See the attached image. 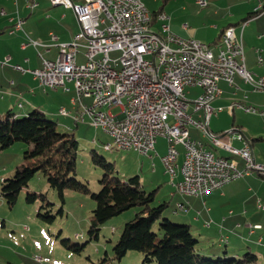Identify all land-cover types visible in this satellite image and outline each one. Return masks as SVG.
I'll return each mask as SVG.
<instances>
[{
  "label": "built area",
  "instance_id": "obj_1",
  "mask_svg": "<svg viewBox=\"0 0 264 264\" xmlns=\"http://www.w3.org/2000/svg\"><path fill=\"white\" fill-rule=\"evenodd\" d=\"M48 1H61L71 8L79 32L71 42L56 44L59 53L55 60L44 58L39 51L40 68L11 66L30 73L44 91L62 88L69 92V84L74 85L75 95L70 100L73 109L61 107L58 115L113 134L121 150L149 158L158 155L157 140L166 139L167 152L160 157L164 172L175 189L188 197H203L229 182L256 174L248 172V165L263 168L264 176V164L255 160L251 141L238 129L214 133L209 127L212 115L220 111L212 106L221 94L219 81L234 86V78L239 76L253 92L264 93V76L247 69L243 42L235 36L233 26L225 28L219 41L210 45L178 35L165 12L151 13L141 0ZM198 3L205 6L206 0ZM37 5V0L28 1L31 9ZM255 14H264L262 0ZM23 23L18 18L10 32L20 30ZM156 23H160L158 31H151V24ZM51 38L57 41L56 35ZM22 46L42 45L28 39ZM81 47L85 48L84 63L78 62ZM44 48L49 52L51 46ZM112 52L120 55L111 58ZM10 59L5 56L0 66L10 65ZM262 61L260 55L259 63ZM189 88H199L200 94L190 99ZM234 106L264 115V105L236 102ZM114 109L119 111L114 113ZM192 130L200 132L208 144L192 138ZM180 147L182 165L178 163ZM218 150L230 153L231 161H220ZM178 169L181 177L175 181ZM177 208L185 211L186 205L178 203Z\"/></svg>",
  "mask_w": 264,
  "mask_h": 264
},
{
  "label": "crops",
  "instance_id": "obj_2",
  "mask_svg": "<svg viewBox=\"0 0 264 264\" xmlns=\"http://www.w3.org/2000/svg\"><path fill=\"white\" fill-rule=\"evenodd\" d=\"M28 1L4 0L0 8V17L7 20L5 27H0V60L5 56L11 57L10 65L0 66V112L9 110L15 112L13 104L18 102V109L22 111L15 113L17 116L26 115L31 108L35 109L38 106L39 100L41 102L43 99L38 98L36 94L39 89L42 96L48 94L50 90L44 91L30 73H22L11 65L19 64L26 69L40 68L42 60L38 55L39 51L46 59L55 60L58 56L59 48L56 45H51L49 52H44L45 48L42 45L51 43L52 34L57 36L56 42L69 43L79 32V24L71 8H57L58 6H50L51 3H46L45 0H37L38 5L31 9L28 7ZM173 1H177V6L167 7L166 2L153 12H165L168 16L167 22L175 33L202 42L209 41L210 45H213L219 41L226 27L233 26L235 36L243 42L247 69L264 76V14H255L259 0H206L205 6L199 5L198 0ZM249 14L252 15L247 18ZM40 15L48 21L46 30L29 31L30 18L35 17L32 20L34 24V20L36 21ZM18 18L24 20L22 28L11 33L10 30ZM242 22H245L244 26L241 25ZM159 24H155L156 29ZM28 39L40 42L42 46L23 47L22 44ZM81 48L78 58L79 56L84 58L85 50L81 51ZM260 55L262 63H259ZM33 83H36V87ZM234 83L235 85L231 86L226 81H219L221 94L212 101V106L220 111L212 115L210 130L220 133L238 129L251 141L255 160L264 164V115L246 113L234 106L236 102H245L261 107L264 105V93L253 92L239 76H235ZM194 89L200 91L199 88ZM22 98H26L30 109H25L20 103ZM47 110L60 116L58 111L55 112L49 105ZM65 123L64 126L70 129V125ZM192 132V138L208 144L203 141L205 138L202 135L203 140L195 138ZM158 144L163 146L161 153L157 149ZM167 147V140L159 138L155 146L158 155L150 158L159 160L164 174L160 157L166 154ZM216 153L231 160L230 153L221 150ZM242 166L241 162L240 167ZM189 198L187 202H182L186 205L184 218L189 221L185 222L190 224L193 234L199 237L206 250L208 246H212L207 250L208 253L220 254L226 249L230 255H241L246 251H252L253 246H259L264 251V238L259 233L264 231V176L259 174L244 176L203 197Z\"/></svg>",
  "mask_w": 264,
  "mask_h": 264
},
{
  "label": "rangeland",
  "instance_id": "obj_3",
  "mask_svg": "<svg viewBox=\"0 0 264 264\" xmlns=\"http://www.w3.org/2000/svg\"><path fill=\"white\" fill-rule=\"evenodd\" d=\"M3 1L0 0V8L3 6ZM141 1L151 13L158 10L166 2L167 7L177 6V1L173 0ZM45 2L50 3L48 0H45ZM50 6L52 5L50 4ZM62 7L65 6L59 5L57 8ZM42 15L46 16V14ZM33 19L35 17L30 18L29 31L40 30L42 32L46 30L48 24L46 19H43L40 15L36 21L34 20V24L32 23ZM6 24L7 20L0 17V27L3 28ZM152 29L156 30V25ZM82 43H84V40ZM203 43L211 44L209 41ZM56 44H59V42L53 41L51 38V43L42 45L51 46ZM84 50L85 48H81V51ZM119 55V52L110 53L111 58H117ZM78 62L84 63L85 59L79 56ZM33 85L36 87V83H33ZM188 91L190 99H195L200 94L198 89L189 88ZM36 94L38 98L43 97V99H41V102L39 100V104L35 109L43 112L47 111L46 116L50 120L57 121L60 132L75 133L79 142L77 179L86 185L91 192L96 193L100 190L99 180L105 174L104 168L97 167L92 163L94 151L113 164L111 175H118L122 178L139 175L143 187L147 191L159 187L156 203L162 200L169 201L170 206L166 212L174 217L176 223L189 222L184 218L186 212L176 211V209L178 203H185L190 198L174 189L170 177L163 173L158 159L152 160L147 155L135 151L120 150L114 146L112 138L101 129H96L90 124L76 125L72 119L56 116L52 114L53 112L47 110L48 105L55 112L61 107L68 110L73 109L70 99L75 94V88L72 83L69 92L59 88L56 91L50 90L48 94L42 96L39 89ZM20 103L23 104L25 109L31 108L26 102V98H22ZM13 108L16 114L22 111L18 109V102L13 104ZM32 110L33 108H31ZM118 111L117 109L113 110L114 113ZM5 113L6 111L0 112V114ZM23 116V114L19 115L21 118ZM64 121H67V123ZM64 123L70 125L71 128L67 129ZM192 133L195 138L202 139L200 132L193 131ZM203 141L208 143L207 139ZM106 144H110L112 148L107 150L105 148ZM26 149L27 145L25 143L17 142L10 148L0 151V264H142V254L137 251L129 252L121 261L114 257V246L120 238L124 224L135 217L136 209L109 219L101 227L99 239H90L88 231L96 202L88 194L69 190L65 192V203H62L58 193L48 186L42 173L37 174L31 180L29 188L21 192L14 208L8 207L1 196V183L5 179L14 176L16 167L24 162ZM157 149L161 153L163 146L158 144ZM179 150L181 155L178 163L182 165L184 159L183 149L180 147ZM178 180H180L179 169L175 177V181ZM28 192L44 194L48 201L53 204L50 208L51 214L55 216L52 223L43 221L39 217L40 213L46 212L45 209H41L39 201L34 204L26 202L25 198ZM61 209H63V214L60 213ZM259 233L264 238V231ZM252 248V252L260 257L256 264H264L263 249L259 246H253ZM105 259L106 261H103Z\"/></svg>",
  "mask_w": 264,
  "mask_h": 264
},
{
  "label": "trees",
  "instance_id": "obj_4",
  "mask_svg": "<svg viewBox=\"0 0 264 264\" xmlns=\"http://www.w3.org/2000/svg\"><path fill=\"white\" fill-rule=\"evenodd\" d=\"M33 110L22 118L11 110L0 114V151L17 142L27 145L22 165L16 167L13 177L1 183V196L8 207L14 208L21 192L42 173L62 203L69 190L88 194L96 202L88 231L90 239H99L101 227L109 219L136 209L135 217L124 224L114 246V257L119 261L131 251L142 254V264H256L259 261V255L252 251L241 255H230L226 249L220 254L208 253L212 246L206 250L190 224H177L166 212L169 201L156 203L159 187L147 191L139 175L130 178L111 175L113 164L94 151L92 163L104 168L105 174L99 180L100 190L91 192L77 179L79 142L75 133L60 132L57 121L50 120L43 111ZM25 199L29 204L39 201L41 209L46 210L39 217L49 223L54 221L50 210L53 204L44 194L28 192ZM60 213L63 214V209Z\"/></svg>",
  "mask_w": 264,
  "mask_h": 264
},
{
  "label": "bare ground",
  "instance_id": "obj_5",
  "mask_svg": "<svg viewBox=\"0 0 264 264\" xmlns=\"http://www.w3.org/2000/svg\"><path fill=\"white\" fill-rule=\"evenodd\" d=\"M51 5L52 6H59V5H61V1H51ZM145 8H146V6H145ZM153 26H155V24H151V31H158V29L153 30L152 29ZM8 57H10V56H8ZM108 135L112 138L114 146L121 150V144H116V138L114 137V135L113 134H108ZM106 145L108 147H112L110 144H106ZM220 161H231V160L229 158L220 156ZM248 172H256V174L263 175V168H256V165H248Z\"/></svg>",
  "mask_w": 264,
  "mask_h": 264
}]
</instances>
